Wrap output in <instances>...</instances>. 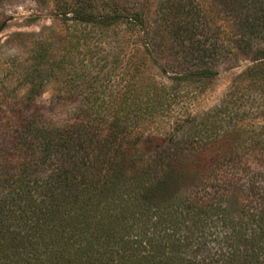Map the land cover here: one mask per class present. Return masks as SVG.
I'll return each instance as SVG.
<instances>
[{"label": "trees", "instance_id": "16d2710c", "mask_svg": "<svg viewBox=\"0 0 264 264\" xmlns=\"http://www.w3.org/2000/svg\"><path fill=\"white\" fill-rule=\"evenodd\" d=\"M97 1L63 2V15L146 29L143 10L105 0L96 14ZM230 3L251 40L264 37V0ZM257 53L264 63V48ZM198 74L215 70L180 77ZM99 97L65 123L20 113V124L0 128V264H264V189L254 180H264V168L245 189L218 180L227 164L219 156L168 148L150 162L151 146L139 150L130 139L142 116L118 108L107 125ZM236 192L259 201L235 212Z\"/></svg>", "mask_w": 264, "mask_h": 264}, {"label": "rangeland", "instance_id": "374dc122", "mask_svg": "<svg viewBox=\"0 0 264 264\" xmlns=\"http://www.w3.org/2000/svg\"><path fill=\"white\" fill-rule=\"evenodd\" d=\"M67 1L0 0V128L20 124V113L65 123L100 96L107 125L118 108L142 116L130 139L151 146L148 161L168 148L219 156L218 180L251 188L264 168V37L251 40L231 0H117L146 13L144 31L67 18ZM106 8L98 0L92 10ZM207 66L215 74L180 77ZM236 194L235 212L259 201Z\"/></svg>", "mask_w": 264, "mask_h": 264}]
</instances>
